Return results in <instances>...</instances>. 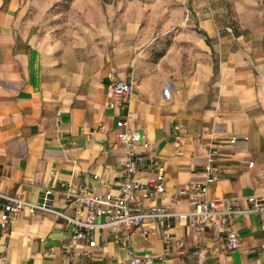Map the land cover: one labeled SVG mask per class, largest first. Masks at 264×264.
Instances as JSON below:
<instances>
[{"label":"crops","instance_id":"obj_1","mask_svg":"<svg viewBox=\"0 0 264 264\" xmlns=\"http://www.w3.org/2000/svg\"><path fill=\"white\" fill-rule=\"evenodd\" d=\"M228 2L233 13L220 15L213 1L193 0V13L185 15L193 29L170 34L163 49L165 35L148 45L140 29L141 48L110 38L90 56L80 45L58 47L31 33L23 23L30 0H0V193L35 202L50 187L52 205L70 214L56 192L67 183L116 195L127 153L114 134L125 121L148 143V149L137 144L135 154L157 158L165 174L159 195L147 199L139 191L136 198L182 214L168 230L144 223L151 232H134L125 247L95 230L90 255L77 259L63 255L62 219L23 209L6 234L0 231V264H128L129 249L166 264H195V246L203 264H264L258 214L234 219L241 241L226 251L223 234L189 227L184 198L171 204L175 187L204 181L211 147L221 174L208 185V198L237 197L241 208L249 206L247 197L264 199V13L255 0ZM109 75L131 82L130 94L113 108ZM150 176L138 171L134 179ZM3 214L0 198V220ZM84 249L79 242L74 250Z\"/></svg>","mask_w":264,"mask_h":264},{"label":"built area","instance_id":"obj_2","mask_svg":"<svg viewBox=\"0 0 264 264\" xmlns=\"http://www.w3.org/2000/svg\"><path fill=\"white\" fill-rule=\"evenodd\" d=\"M107 85L108 92L113 101L107 106L113 108L126 98L131 92V82L115 79L109 75ZM119 130L114 134L118 143L126 150V159L122 162V178L116 195L99 194L94 191L91 183L81 186L65 184L56 192L67 206L73 208V212L67 213L64 209H57L51 203L54 190L50 187L43 189L39 199L35 202L26 201L20 197L0 193L3 200L4 214L0 220V231L6 234L11 223L18 213L25 209L29 214L36 212L47 213L62 219L68 227L67 241L63 247V255L66 258L80 259L89 256L90 249L95 246L93 232L104 231L108 239L125 247L134 232L146 236L150 229L144 228V223L150 221L156 223L161 229L168 230L181 213L174 212L171 205L153 204L143 206L136 198L139 191L145 193V198L159 195L163 191L164 167L161 161L153 156L136 155L135 147L141 144L148 149L139 131L125 127V121L117 122ZM176 129L181 128L178 124ZM230 139L229 142H234ZM178 146V143H175ZM176 152L179 148L176 147ZM218 151L211 147L208 151L207 174L200 184L179 185L174 188L171 196V204L177 203L184 198L189 209L183 213L189 219V227L197 232L209 231L213 235L223 234L225 239V250L232 251L239 248L241 238L233 229L234 219L245 213H256L259 216V227L264 232V199L256 196L246 198L249 206L241 208L237 197L208 198L206 196L209 184L216 182L221 174L220 168L214 164ZM250 165V164H249ZM138 171H146L151 174L145 182L141 183L134 179ZM54 172L49 173L52 178ZM93 176V180H96ZM168 234L163 235V242L168 243ZM84 242L86 249L82 253L75 252V245ZM177 247H183V241H176ZM261 253L264 255V234L260 243ZM128 264H166L162 257H150L135 255L128 250ZM195 264H203L200 250L193 247Z\"/></svg>","mask_w":264,"mask_h":264},{"label":"rangeland","instance_id":"obj_3","mask_svg":"<svg viewBox=\"0 0 264 264\" xmlns=\"http://www.w3.org/2000/svg\"><path fill=\"white\" fill-rule=\"evenodd\" d=\"M192 1L109 0L103 3L102 0H30L23 23L39 40H47L58 47L80 45L90 56L95 48L110 45V38H117L124 44L132 40L141 48L136 39L140 29L145 30L142 37L148 45L165 35V40H160L163 49L170 42V34L193 29L190 21H185V15L193 13ZM207 1H213V7L220 15L233 13L228 0ZM255 2V7L264 13V0ZM129 33L135 37L126 38ZM158 56L159 53L155 52L151 55L152 60H157Z\"/></svg>","mask_w":264,"mask_h":264},{"label":"trees","instance_id":"obj_4","mask_svg":"<svg viewBox=\"0 0 264 264\" xmlns=\"http://www.w3.org/2000/svg\"><path fill=\"white\" fill-rule=\"evenodd\" d=\"M102 2H103V3H107V2H109V0H102Z\"/></svg>","mask_w":264,"mask_h":264}]
</instances>
